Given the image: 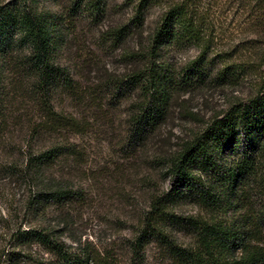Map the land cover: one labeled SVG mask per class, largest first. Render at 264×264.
<instances>
[{
  "label": "trees",
  "instance_id": "1",
  "mask_svg": "<svg viewBox=\"0 0 264 264\" xmlns=\"http://www.w3.org/2000/svg\"><path fill=\"white\" fill-rule=\"evenodd\" d=\"M42 1L58 11L42 8ZM113 1H0V173L29 189L34 208L72 199V187L54 176L64 159L77 155L66 136H53L74 126L56 109L57 101L77 91L61 54L78 27V14L100 26L123 6L125 20L103 33L118 44L146 34L142 50L130 55L132 69L108 80L130 102L126 143L133 155L148 151L182 96L234 90L255 80L248 93L230 98L175 149L154 153L168 187L150 197L129 245L130 264H144L151 244L169 264H264V0H237L257 35L244 44L255 60L219 52L206 0H123L117 6ZM190 48L197 50L193 57L172 61ZM17 138L20 158L8 153ZM184 206L198 212L184 214ZM181 234L188 243L179 240ZM18 240L44 247L58 264H116L88 246L71 250L47 229L23 231Z\"/></svg>",
  "mask_w": 264,
  "mask_h": 264
},
{
  "label": "rangeland",
  "instance_id": "2",
  "mask_svg": "<svg viewBox=\"0 0 264 264\" xmlns=\"http://www.w3.org/2000/svg\"><path fill=\"white\" fill-rule=\"evenodd\" d=\"M113 3L117 6L123 0ZM205 3H209V22L213 23L219 52L234 55L235 59L255 60L254 52L244 44L257 35L238 1L206 0ZM40 6L58 11L51 1H42ZM124 8L119 11L114 8L100 26L83 14L75 18L78 27L70 35L69 46L62 52L60 62L69 68L77 91L74 97L61 99L56 104L57 111L69 117L74 126L53 135L55 138L66 136L77 149V155L64 159L61 168L57 167L54 172L56 182L64 181L75 194L70 200L51 204L47 210L34 208L29 204V189L0 173V264H58L56 256L44 247L29 246L18 240L21 232L33 228L51 231L73 251L88 246L113 263L130 264L129 245L140 231L150 197L168 187L163 167L158 163L159 156L154 153L175 149L211 116L221 112L230 98L245 95L254 84V78L250 77L234 90L212 88L182 96L161 133L147 146L148 151L133 155V148L126 143L125 119L130 102L121 100V93L117 94L108 80L132 69L134 61L130 55L142 50L140 44L146 34H136L118 44L103 33L125 20ZM153 19L154 16L149 22ZM196 53L195 48L186 49L175 53L172 61L183 63ZM16 141L13 140L8 153L20 158L22 140ZM181 212L194 214L198 210L184 206ZM178 238L189 242L182 234ZM144 264L169 262L159 246L151 244Z\"/></svg>",
  "mask_w": 264,
  "mask_h": 264
}]
</instances>
